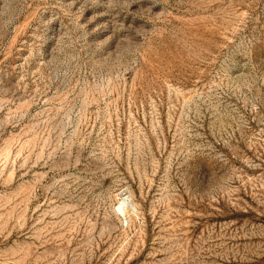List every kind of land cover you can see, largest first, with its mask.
<instances>
[{"label":"rangeland","instance_id":"374dc122","mask_svg":"<svg viewBox=\"0 0 264 264\" xmlns=\"http://www.w3.org/2000/svg\"><path fill=\"white\" fill-rule=\"evenodd\" d=\"M0 264H264V0H0Z\"/></svg>","mask_w":264,"mask_h":264},{"label":"clouds","instance_id":"9594fccd","mask_svg":"<svg viewBox=\"0 0 264 264\" xmlns=\"http://www.w3.org/2000/svg\"><path fill=\"white\" fill-rule=\"evenodd\" d=\"M124 210H125V205L123 204V202H121L120 206L117 209H115L117 213H121Z\"/></svg>","mask_w":264,"mask_h":264}]
</instances>
